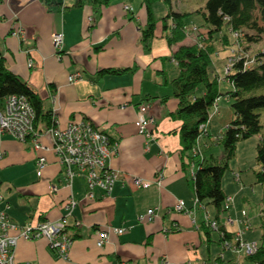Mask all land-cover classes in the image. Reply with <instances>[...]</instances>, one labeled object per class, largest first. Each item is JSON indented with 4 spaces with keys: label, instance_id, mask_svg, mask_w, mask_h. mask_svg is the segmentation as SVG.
I'll list each match as a JSON object with an SVG mask.
<instances>
[{
    "label": "crops",
    "instance_id": "0c3cea01",
    "mask_svg": "<svg viewBox=\"0 0 264 264\" xmlns=\"http://www.w3.org/2000/svg\"><path fill=\"white\" fill-rule=\"evenodd\" d=\"M178 2L171 1L173 12L191 14L183 20L184 26L203 29L202 17L195 14L203 7L194 8L186 3L181 8ZM125 6L131 12H126ZM152 12L155 19H160L168 11L154 3ZM145 21L142 0H112L107 6L86 0H54L49 6L42 0H0V62L38 95L44 112L50 113L57 128L63 129L70 122H89L116 147L115 154L105 162L106 168L117 172L111 192L105 195L96 188L88 200L85 180L74 177L71 186L66 187L62 170L50 152H42L48 166L38 179L36 154L29 141L20 144L0 135V212L17 226L63 218L67 233L73 237L67 260L59 258L44 239L20 240L14 249L16 263L205 264L204 250L210 253L213 243L220 247L218 236L203 223L205 212L232 237L243 228L233 222L239 219L234 202L230 206L233 210L221 215L211 206L195 207L193 191L187 182L188 171L181 170L180 122L174 118L178 100L173 97L170 84L177 76L172 55L180 47L194 46L195 37L190 35L169 46L168 31H162L157 24L144 46L141 30ZM17 26L24 31L21 39L10 37V31ZM54 33L62 34V49L57 52L50 40ZM226 45L217 47L216 57ZM107 69L127 72H102ZM217 69L214 62L212 76L220 75ZM76 73H80L81 80L69 84L68 76ZM145 104L147 117L154 121L148 137L140 135L134 126L137 111ZM228 123L223 128L218 122L209 124L207 136L198 143L204 158H209L207 153L217 146L215 137ZM48 126L49 120L39 119L35 130L43 134ZM40 141L49 147L46 135H41ZM157 175L163 177L159 188L151 185L137 189L130 180L135 177L152 181ZM50 187L57 190L54 195H50ZM69 197L76 205L71 216L66 217L62 204ZM177 201L183 202L191 214L175 213ZM248 201V196H241L235 203L240 207ZM148 210H153L151 220L140 223L138 217ZM227 219L233 223L228 224ZM75 223L79 226H74ZM106 227L127 231L110 234L99 249L95 233ZM204 231H210L209 239ZM258 238L242 236L247 243L258 242ZM229 254L223 255L227 261L234 255Z\"/></svg>",
    "mask_w": 264,
    "mask_h": 264
},
{
    "label": "trees",
    "instance_id": "16d2710c",
    "mask_svg": "<svg viewBox=\"0 0 264 264\" xmlns=\"http://www.w3.org/2000/svg\"><path fill=\"white\" fill-rule=\"evenodd\" d=\"M93 5L107 6L112 0H86ZM172 0H142L146 14L145 26L141 30V42L146 46L153 36L156 25L162 31H168L166 41L169 46L178 44L185 39L183 20L191 14H179L171 10ZM49 6L54 0H42ZM161 2L168 8L167 14L155 19L152 5ZM203 19L204 43L198 47H180L173 53L177 76L171 80L173 97L178 100V108L174 118L180 122L178 136L182 148L181 170L187 172L191 163H196L193 179L187 182L193 191L194 198L204 207L211 206L217 215L223 212V203L227 199L222 190V179L228 170L227 161L234 157L237 143L260 135L258 110L264 108V93L256 94L264 89V52L254 55V65L243 69L242 62L234 63L230 73L225 76L231 88L221 94L216 76H212V56L217 52V36L221 34L223 46L228 37L224 31L242 34V43H258L264 39V0H206L202 10L196 11ZM250 31L252 35L244 34ZM243 51H247L244 49ZM110 74H121L127 70H103ZM211 76V77H210ZM10 95L24 96L33 108L34 128L39 119L49 120L53 124L50 113L44 112L42 101L38 95L16 75L0 62V105ZM225 96L231 100L230 108L233 116L216 142L224 153V159L217 164V159L210 155L202 161H195L190 151L198 137V126L206 121L208 111L215 99ZM48 126V127H49ZM255 162L258 170L254 171L255 183L261 187L264 201V141L256 145ZM264 215V210L261 212ZM264 217V216H263ZM258 247L254 255L248 258L253 264H264V223L259 227ZM225 232V238L232 239V234ZM209 239L210 231H204ZM223 237L218 236V244Z\"/></svg>",
    "mask_w": 264,
    "mask_h": 264
},
{
    "label": "built area",
    "instance_id": "2783aa9c",
    "mask_svg": "<svg viewBox=\"0 0 264 264\" xmlns=\"http://www.w3.org/2000/svg\"><path fill=\"white\" fill-rule=\"evenodd\" d=\"M126 12H131L130 7L125 6ZM200 27L197 26H184L185 36L193 35L195 37L194 45L200 47L205 40L203 34L204 31H200ZM24 34L23 29L20 26L15 27L10 31V37L21 39ZM228 42L232 46L229 52L232 54L228 58V63L224 64L225 76L230 73L231 67L234 63L242 62L243 69L251 68L254 63V55H250L247 52L241 50L240 40L242 34L239 32L226 31ZM51 44L54 51H60L62 49V34L54 33L51 36ZM235 52V53H233ZM260 52H264L262 49ZM31 66V64H29ZM219 85L224 83L229 88L231 85L226 81L225 77L220 78V75L216 77ZM68 83L74 84L81 80L80 73H76L68 76ZM219 98L215 99L212 103L206 121L198 126V137L195 141V145L190 151V155L194 157L195 161H202L204 157L199 151V140L207 136V128L213 118L219 115L218 111ZM2 108L0 110V135H6L17 141L20 144H25L29 141L31 150L36 154L35 157V169L36 177L41 179L45 168L48 166V161L42 155V152H50L54 159L55 164L62 170L65 185L70 187L74 177H82L85 180L86 192L85 198L92 199V191L94 189H100L108 195L114 183L117 180V172L112 171L105 166L106 160L115 154V146L111 145L107 137L95 130L89 122H70L65 128L59 129L55 126V121L52 118L53 124L49 126L43 133L50 140L49 147L43 145L40 141L41 133H37L34 128L35 114L33 108L30 106L28 100L24 96L10 95L2 100ZM148 106L142 105L137 111V119L134 126L138 130V133L143 137L149 136V128L153 125V119L147 117L146 112ZM220 136H216L214 141L217 142ZM2 155H0L1 158ZM196 170V163H191L188 169V177L193 179ZM131 183L133 187L137 189H147L151 185L160 187L163 177L157 175L152 181H144L139 178L132 177ZM54 187L49 188L50 195L56 193ZM194 206L204 209V206L194 198ZM233 200L227 198L223 203V212L230 210V204ZM76 205V202L72 197H69L62 206L66 211V217H70L71 213ZM175 213H184L190 215L192 211H187L184 208V204L181 201H177L173 207ZM221 213V214H222ZM220 214V215H221ZM260 214H262L260 212ZM153 216V210H148L144 215H140L138 220L140 223H146L151 220ZM241 219H236L235 223L242 224L243 228L239 229L232 239L225 238V232L220 231V225L217 220L209 218L207 213H204L203 223L204 225L217 236L223 237L220 242L222 251H228L235 256L243 259H248L257 251V242L247 243L242 239L244 232L250 230V223L246 217L244 211L240 213ZM262 216V215H261ZM264 216V215H263ZM228 224H232L231 219H227ZM74 226L78 227L79 223H75ZM127 229H117L112 227L103 228L95 233L96 240L95 245L97 248H102L106 243L110 234L121 235L125 233ZM44 239L48 247L57 254L61 259H68L69 252L72 247L73 237L66 231L65 219L58 221H45L42 223L32 224L28 223L24 226H17L11 223L8 217L0 212V264H18L14 259V249L18 241H34ZM224 256L219 254L215 264L219 262L223 263ZM23 264H35V263H23ZM164 264H169L167 261ZM187 264H197L188 261ZM227 264V263H226ZM234 264H240L237 260Z\"/></svg>",
    "mask_w": 264,
    "mask_h": 264
},
{
    "label": "rangeland",
    "instance_id": "374dc122",
    "mask_svg": "<svg viewBox=\"0 0 264 264\" xmlns=\"http://www.w3.org/2000/svg\"><path fill=\"white\" fill-rule=\"evenodd\" d=\"M178 1L181 8L186 7L187 6L186 3H188L190 6L194 8H201L204 7L206 0H204V2L203 0H178ZM155 4H157L161 8V10L168 11V8L162 3L157 2ZM161 14H163L162 11ZM224 32L226 33V31ZM245 33L248 35H252V32L250 31H246L244 32V34ZM240 45H241V50L246 49L247 50L246 52L253 56L256 53L260 52L262 49H264V39H262L258 43H251V44L240 43ZM216 46L219 48L223 46V42L221 40V34L217 36ZM230 47L232 49V46L230 45V43H228L226 45L225 50L220 54V56L218 57H216L215 55L212 56L213 65L214 62H216L218 66L217 70L220 73L221 79H223L226 74L224 70V64L228 63V58L232 55L229 52ZM214 76L217 75L215 74ZM219 89L221 94H225L226 89L229 90V87L227 85H224V83H221ZM263 93H264V89L256 92V94H263ZM220 100H221L220 105L218 103L219 115L213 118L211 122L212 125L218 122V124L222 125L223 128V126H225L226 123L231 120L233 113L230 108L231 100H227L225 96H222ZM257 113L259 114V123L261 126L260 135L253 136L248 140L237 143L235 155L233 158L227 161L228 170L225 172L222 179L223 191L225 192L227 198L233 200L234 210L238 213L239 219H241L240 210L243 209V211L247 216V219L249 220L250 227L252 229L244 233L247 239L258 238V236L260 235L259 227L261 226L262 223H264L263 214L262 216H259L260 212L264 210V201H262V190L261 187L255 183V179L253 175L254 174L253 172L258 170V166L255 162V155H256L255 148L256 145L260 142V140L264 141V108L258 110ZM208 154L214 156V158L217 159L216 161L217 164H220L224 159V153L220 146L214 147L212 149V152L207 153V155ZM239 177L241 178V182H239ZM241 196H248L249 201L248 203L240 204V207H237L235 201L238 202ZM231 205L232 204H230L229 206ZM231 209L233 210V208ZM209 211L211 212V210ZM221 253L224 256L226 255V257L231 255L228 253V251H222L221 247L213 243L212 245H210V253H207L206 250H204L203 262L205 264H215V260ZM226 257L223 260L222 264H226V263L234 264L237 260H239L235 255H233L232 259L229 261H227ZM239 261L241 262V264H253L248 259L239 260Z\"/></svg>",
    "mask_w": 264,
    "mask_h": 264
}]
</instances>
